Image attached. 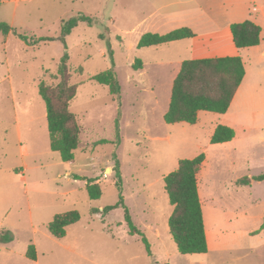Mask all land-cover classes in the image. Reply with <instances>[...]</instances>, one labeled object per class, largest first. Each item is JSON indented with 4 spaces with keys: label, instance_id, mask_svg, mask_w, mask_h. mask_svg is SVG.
<instances>
[{
    "label": "rangeland",
    "instance_id": "rangeland-1",
    "mask_svg": "<svg viewBox=\"0 0 264 264\" xmlns=\"http://www.w3.org/2000/svg\"><path fill=\"white\" fill-rule=\"evenodd\" d=\"M78 16L91 24L79 22L62 43L63 24ZM246 20L259 21L263 33L258 46L237 50L245 75L228 111L198 112L194 125L166 124L181 63L214 54L216 47L199 48ZM0 23L12 29L0 33V264H264V180H251L264 175V0H0ZM180 27L196 38L137 47L146 33ZM19 34L52 40L29 46ZM64 53L80 127L70 164L50 149L38 92L41 80L58 84ZM109 70L118 96L92 80ZM217 126L231 128L232 140L212 144ZM200 154L209 250L182 255L169 233L164 178ZM88 179L99 199H89ZM241 179L250 182L238 185ZM120 196L141 235L129 234L124 207L103 212ZM70 211L79 222L63 238L52 236L49 223ZM30 245L36 263L26 257Z\"/></svg>",
    "mask_w": 264,
    "mask_h": 264
},
{
    "label": "trees",
    "instance_id": "trees-1",
    "mask_svg": "<svg viewBox=\"0 0 264 264\" xmlns=\"http://www.w3.org/2000/svg\"><path fill=\"white\" fill-rule=\"evenodd\" d=\"M79 22L91 24V19L85 16L72 18L62 27L64 38L77 26ZM12 29L0 23V33L8 35ZM232 42L236 49H245L260 44L261 28L251 21L233 23L229 26ZM25 44L32 46L52 39H36L19 34ZM195 37V34L186 27L172 30L166 34H144L138 48L155 47L171 42ZM68 56L63 54L58 67L59 82L55 86H47L41 80L38 92L46 106L47 129L50 136V149L60 155L61 161L70 164L74 160V153L80 144V127L75 115L70 111V102L76 95V87L70 84V74L67 66ZM141 61H136L134 68H141ZM245 75L242 59L239 56L221 58H203L183 61L173 80L168 110L163 116L166 124L186 123L194 125L197 122L198 112L224 114L228 111L231 102L242 83ZM96 83L107 86L110 94L118 96L120 87L113 71H105L92 77ZM233 131L226 126H217L212 137V144H222L231 141ZM204 154L194 159H184L178 162L177 169L164 178V189L172 206V213L168 220L171 239L182 255L205 254L208 252L203 212L198 192L197 174L204 162ZM75 179H80L74 176ZM253 181H263L264 175L252 177ZM249 179L237 181L238 185L249 184ZM120 189V182L116 183ZM86 191L89 199L96 200L101 197V190L93 179H88ZM124 207L120 196L115 206L107 207L104 213L117 207ZM77 211H70L54 217L49 223V233L56 238L66 235L67 227L79 222ZM125 220L129 227V234L141 233L132 225L128 210L125 209ZM264 228V222L262 225ZM141 240L150 254L147 240ZM4 242L11 241L10 235L1 237ZM26 257L36 260L34 246L27 249Z\"/></svg>",
    "mask_w": 264,
    "mask_h": 264
},
{
    "label": "crops",
    "instance_id": "crops-1",
    "mask_svg": "<svg viewBox=\"0 0 264 264\" xmlns=\"http://www.w3.org/2000/svg\"><path fill=\"white\" fill-rule=\"evenodd\" d=\"M252 22V21H251ZM253 23L258 25L260 28H261V34H260V41H261V35L263 33V28L261 27V24L259 21L257 20H253ZM233 24V23H231ZM229 24L227 27H226V30H227V36L224 35V38L221 39H217V40H214V41H210L209 43H204L200 48L199 50L201 51H212V47H216L214 50H218V51H214L213 53L214 54H210L209 56H205V58H221V57H232V56H238V49L235 48L233 42H232V37H231V33H230V30H229V26L231 25ZM182 28V27H180ZM178 29V28H177ZM192 31V30H191ZM193 32V31H192ZM194 33V32H193ZM157 34H160V33H157ZM166 34V33H165ZM195 34V33H194ZM160 35H163V34H160ZM196 38V34H195V37L193 38H189V39H195ZM186 40V39H184ZM182 41V40H180ZM222 41H225L224 43H222ZM178 42V41H176ZM171 43H174V42H171ZM171 43H168V44H171ZM226 45V46H224ZM156 47V46H155ZM221 49H224L223 51ZM200 59H203V58H200ZM237 93V92H236ZM199 190V188H198ZM199 192V191H198ZM200 196V195H199ZM200 198V197H199ZM201 201V200H200ZM206 234V232H205ZM206 239H207V246H208V250H209V244H208V237L206 235ZM32 261V260H30ZM36 261V260H35ZM35 261H32V262H35ZM36 263V262H35Z\"/></svg>",
    "mask_w": 264,
    "mask_h": 264
}]
</instances>
